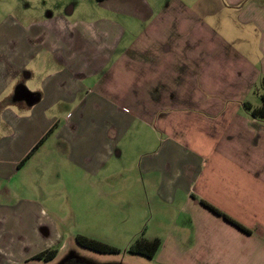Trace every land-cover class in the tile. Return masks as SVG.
I'll list each match as a JSON object with an SVG mask.
<instances>
[{
	"label": "crops",
	"instance_id": "0c3cea01",
	"mask_svg": "<svg viewBox=\"0 0 264 264\" xmlns=\"http://www.w3.org/2000/svg\"><path fill=\"white\" fill-rule=\"evenodd\" d=\"M8 13L0 264L63 251L64 216L30 191L73 185L137 196L136 222L159 213L155 264H264V118L246 108L264 93V0H22Z\"/></svg>",
	"mask_w": 264,
	"mask_h": 264
},
{
	"label": "rangeland",
	"instance_id": "374dc122",
	"mask_svg": "<svg viewBox=\"0 0 264 264\" xmlns=\"http://www.w3.org/2000/svg\"><path fill=\"white\" fill-rule=\"evenodd\" d=\"M21 2L22 0H0V17L8 12L10 14L12 11H19ZM188 6L196 7V3L190 2ZM125 170L132 171L129 160L125 163ZM34 188L30 194L36 198L45 199L47 208L45 213L51 221L57 220L54 216H64L60 234L67 237V241L63 251H59L52 259L36 258L32 260L35 261L34 263L29 262V264H155L149 258L126 252L127 245L134 238L141 236L150 239L160 229L159 225L154 223L159 213L156 216L154 214L150 216L149 212L139 221H134L137 219L132 217L131 209L136 207L129 204L130 202L135 205L140 204L135 201L137 196L127 193L117 194L109 190L101 195L93 191L89 198L83 199L80 196L83 189L79 186L74 189L73 185L69 190L67 188L60 191L49 186L45 187L43 192L39 191L40 195L36 186ZM70 190L73 191L69 192ZM70 203L75 208V216H70V211H67ZM76 234L100 240L116 247L119 251L99 253L83 248L74 242L73 237Z\"/></svg>",
	"mask_w": 264,
	"mask_h": 264
},
{
	"label": "trees",
	"instance_id": "16d2710c",
	"mask_svg": "<svg viewBox=\"0 0 264 264\" xmlns=\"http://www.w3.org/2000/svg\"><path fill=\"white\" fill-rule=\"evenodd\" d=\"M95 1H101V0H95ZM261 84L264 87V79H262ZM246 108L248 109L249 115L251 117L264 118V93L260 95V105L259 106L251 107V108L246 106ZM229 221L235 224V222L232 221L231 219H229ZM74 241L78 246H81L83 248H87L89 250L99 252V253H107V252L115 253L119 251V249H117L116 247L112 245H109L99 240L89 238V237L79 235V234H76L74 236ZM159 245H160V241L157 238L145 239L140 236V237L134 238L127 245L126 252H129L131 254L141 255L146 258L151 259L154 256L155 252L157 251ZM54 254H55L54 250H45L43 252L38 253L35 258H41V259L43 258L44 260H50L53 258Z\"/></svg>",
	"mask_w": 264,
	"mask_h": 264
}]
</instances>
